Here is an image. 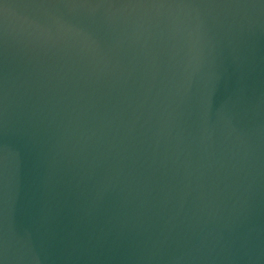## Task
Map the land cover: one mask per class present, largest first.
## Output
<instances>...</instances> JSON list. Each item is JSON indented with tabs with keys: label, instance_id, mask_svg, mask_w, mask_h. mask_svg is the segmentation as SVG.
I'll use <instances>...</instances> for the list:
<instances>
[{
	"label": "water",
	"instance_id": "water-1",
	"mask_svg": "<svg viewBox=\"0 0 264 264\" xmlns=\"http://www.w3.org/2000/svg\"><path fill=\"white\" fill-rule=\"evenodd\" d=\"M0 264H264V0H0Z\"/></svg>",
	"mask_w": 264,
	"mask_h": 264
}]
</instances>
